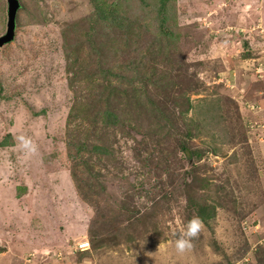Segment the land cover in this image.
<instances>
[{"label":"rangeland","instance_id":"rangeland-1","mask_svg":"<svg viewBox=\"0 0 264 264\" xmlns=\"http://www.w3.org/2000/svg\"><path fill=\"white\" fill-rule=\"evenodd\" d=\"M20 3L15 38L0 47V253L28 240L27 264H67L88 241L97 264H256L264 253V0ZM7 11L0 0V37ZM162 70L174 73L157 86ZM99 79L119 87L108 107L118 125L83 128L87 115L78 113L69 122L75 106L106 109L109 101L91 97ZM188 85L201 91L190 93L187 119L208 116L191 138L175 103ZM21 134L36 155L16 146ZM184 140L201 151L194 160L180 150ZM70 141L108 152L82 151L89 165L76 166ZM189 199L222 206L180 254L174 241L194 217ZM253 220L263 227L251 234ZM52 234L63 245L48 242Z\"/></svg>","mask_w":264,"mask_h":264},{"label":"trees","instance_id":"trees-1","mask_svg":"<svg viewBox=\"0 0 264 264\" xmlns=\"http://www.w3.org/2000/svg\"><path fill=\"white\" fill-rule=\"evenodd\" d=\"M163 10L164 9L162 8V11ZM108 15H110V13ZM112 15H113L112 17L117 18L116 11H113ZM105 17H107V16H105ZM153 56H154V52L150 53V57L147 61L148 64H151V62L155 61ZM152 64L154 65L155 63H152ZM166 64H168V61L166 62ZM151 68L154 69L153 66ZM167 72L168 71H166L164 73L162 70L161 73H158L156 75V76H158V78H155L153 76L155 79L154 82L157 86L163 85L164 82L171 76V74L174 73V72H172V73H167ZM101 74H107L109 76L116 77V75L114 73H101ZM177 77H179V75H177ZM103 78H105V76H103ZM106 78H109V77H106ZM185 80H186V77H184V78L182 77V81L185 82ZM100 83H101V80L99 79L98 85H96V87L95 86L92 87V90L99 88V91L98 92L92 91L93 94L91 97L95 96V98H97L98 100L103 99L104 101H109V98L114 93L118 92V90H119L118 89L119 87H117L113 84L101 85ZM108 83H110V82H108ZM169 85H170V83H167V86H169ZM175 85H178V84L175 83L174 86ZM174 86L172 88L175 90ZM190 87H191V89H190ZM192 88H193L192 86H189L188 89H178L177 95H176V100H175L177 113H179L178 117L182 120V123L184 124V126L188 128V133H186L188 138H191V128H193L194 130H199V127L201 126V122L204 121V117H208L205 112L199 111V114L201 117V119L199 121L195 122V121H192L191 119H189V120L187 119L186 114L188 113V111L192 108H195L192 105V101L190 99V93L191 94L192 93L193 94H199V92L201 91V89H199V87H197V88L194 87L193 89ZM140 89H141V87H138L137 89H135L134 92L137 93ZM135 93H134V95H135ZM82 95L83 96L81 97V100H83L84 96L89 97V93L82 94ZM88 101H89V99H88ZM184 101H186V105H187V106L185 105L186 107L183 105ZM109 103H110V101L108 102L107 107H106V109L104 108V110H101V108L99 106H94V105L92 108H88V106H75L72 108V111L69 115L68 121L73 122L74 119H77L78 116H81V114H85V115H87V118L86 119L83 118V120H82V122L84 121L83 124L80 123L78 125L80 127L84 128V124L86 126L88 123V124H91L93 126L94 130H100L101 129V131H104L109 126L118 125V119L119 118L117 117V115L115 113H113V111L108 109V107L110 106ZM199 104L201 105V103H199ZM200 105H198V106L200 107ZM149 106L155 107V101H150ZM84 108L86 109L87 112H83ZM196 108H198V107H196ZM76 113H78L79 115L75 117ZM93 114H95V116L90 117ZM174 117H175V115L173 113L170 117V122L168 125L169 129L172 128L176 123V121L174 120ZM71 131L69 132V135L72 134ZM193 135H195V134H193ZM180 143H181L180 150H182L184 152L188 151V153H189L188 159L190 161L194 160V158L198 157L199 154L201 153V151H199L198 149L192 150V149H189V147L187 148V146L184 144V143H186L185 140L183 142L181 141ZM70 145H71V147L74 146L75 150H76L73 153L71 152V154H70V157H71V159H73L75 161L76 166H78V164H82L85 166L89 165V159L88 158L86 159V156L84 155V153H82V151L88 152L90 154L100 153V152H104L105 154H107V152H108L107 149L103 148L104 147L103 145H99L97 141L93 142L89 146L86 145L85 142H83L82 144H80V143L74 144L72 141H70ZM88 169H89V171L90 170L91 171L88 172L87 177L85 176L86 179L87 180L88 179H94L96 177V173L90 167H88ZM79 176H80L79 172L77 170H73L72 177L75 179V181H77L78 184H80L79 183V181H80ZM81 176H83V175H81ZM89 186H90V189L92 190L93 189L92 186L91 185H89ZM189 206L194 212V217H199L201 219L202 223L209 225V223L212 222V220H214L216 218V216L218 214V207L222 206V205H221V203H217V204L208 203L205 200L197 201V200L189 199ZM249 232H251V230H249ZM251 234H253V233L251 232ZM260 255H261L260 257L255 258L256 264H264V253L260 254ZM227 263H231L230 258L227 260ZM243 263L245 264L248 262H243Z\"/></svg>","mask_w":264,"mask_h":264},{"label":"clouds","instance_id":"clouds-1","mask_svg":"<svg viewBox=\"0 0 264 264\" xmlns=\"http://www.w3.org/2000/svg\"><path fill=\"white\" fill-rule=\"evenodd\" d=\"M262 95V93H259ZM17 147L21 150L25 157L33 156L38 153V146L32 137L21 134L15 136ZM258 221V220H256ZM203 228V223L199 217H193L184 224L179 236L174 241L175 250L177 253L183 254L192 248V239L197 237ZM85 242V241H84ZM88 242V241H87ZM90 248L89 242L85 249H77L80 251H88Z\"/></svg>","mask_w":264,"mask_h":264},{"label":"crops","instance_id":"crops-1","mask_svg":"<svg viewBox=\"0 0 264 264\" xmlns=\"http://www.w3.org/2000/svg\"><path fill=\"white\" fill-rule=\"evenodd\" d=\"M60 236L61 235H58V234H52L50 239H53V240L52 241L49 240L48 242H50L52 244L53 243H57V245H61V244L63 245L64 241L61 240V238L58 240V238ZM11 237H12V235H11ZM9 242H15L17 245H19L22 248L19 249L18 252L17 251H13V250H9L12 245H11V243H6V245H4V250L1 251V253H0V264H27L25 262L26 261L25 260L26 259L25 258L26 253H21V252H23L25 249L28 252H30V250L33 249V248H31V246H28L29 245V243H28L29 241L28 240H25V241L11 240ZM95 256L96 255L93 252L81 251L77 255V258L74 259L76 261H73V260L70 259V260L67 261V264H97L98 258H96ZM116 257H118V256H116ZM123 263L124 262H123V258H122V260L117 262L116 264H123ZM47 264H59V263H56L54 261H50ZM102 264H114V263L106 262V263H102ZM125 264H129V262H126Z\"/></svg>","mask_w":264,"mask_h":264},{"label":"water","instance_id":"water-1","mask_svg":"<svg viewBox=\"0 0 264 264\" xmlns=\"http://www.w3.org/2000/svg\"><path fill=\"white\" fill-rule=\"evenodd\" d=\"M7 3H8L7 31L3 36L0 37V47L14 40L15 32L17 28V14L19 9L21 8L20 0H7Z\"/></svg>","mask_w":264,"mask_h":264},{"label":"built area","instance_id":"built-area-1","mask_svg":"<svg viewBox=\"0 0 264 264\" xmlns=\"http://www.w3.org/2000/svg\"><path fill=\"white\" fill-rule=\"evenodd\" d=\"M246 226H248L247 228L249 230H252V231L254 230V233H256V231L258 232L263 227L260 220L258 221L253 220L251 224L246 225ZM87 245H88V242L85 241V242L80 243L78 248L82 250V249H85Z\"/></svg>","mask_w":264,"mask_h":264}]
</instances>
